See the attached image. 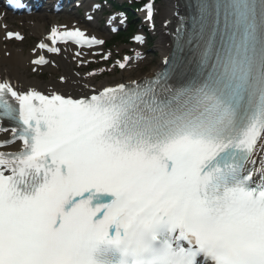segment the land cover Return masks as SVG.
Returning <instances> with one entry per match:
<instances>
[{
  "label": "snow or ice",
  "instance_id": "1",
  "mask_svg": "<svg viewBox=\"0 0 264 264\" xmlns=\"http://www.w3.org/2000/svg\"><path fill=\"white\" fill-rule=\"evenodd\" d=\"M172 35L165 69L91 95L0 78V264H264V0H187Z\"/></svg>",
  "mask_w": 264,
  "mask_h": 264
},
{
  "label": "bare ground",
  "instance_id": "2",
  "mask_svg": "<svg viewBox=\"0 0 264 264\" xmlns=\"http://www.w3.org/2000/svg\"><path fill=\"white\" fill-rule=\"evenodd\" d=\"M171 4L163 9L162 15L164 17H167L168 14L171 11ZM29 30L34 33L36 36H41L44 33V22L43 21H34L33 25H29ZM1 29V26H0ZM2 31L0 30V37L2 36ZM157 48L162 53H165L167 51V48H165V43L163 41H160L157 44ZM30 54H25L23 52V49L16 50L10 45L6 46V49L1 48L0 44V76H10L12 79L16 80L17 83H20L23 87H30V86H39L44 87L48 85H54V87H60V88H67L69 86L70 82H74L76 78L70 73V67L71 63H68L67 60L62 59L60 61L61 66L63 67V70L67 76H71L70 80L67 81L65 84L60 85L58 82H56L53 78L49 80V82L44 83L43 81L39 80L36 76H31L29 74V71L27 69V66L25 65L26 62L29 61ZM52 69V68H51ZM51 69H49L51 71ZM106 84L105 82H102L101 85Z\"/></svg>",
  "mask_w": 264,
  "mask_h": 264
},
{
  "label": "rangeland",
  "instance_id": "3",
  "mask_svg": "<svg viewBox=\"0 0 264 264\" xmlns=\"http://www.w3.org/2000/svg\"><path fill=\"white\" fill-rule=\"evenodd\" d=\"M27 43H28V45H27V47H28V46L32 45V43H33V40H31V39H30V40H28V42H27ZM154 50H156V48H155V47H154ZM153 54H155V53H153ZM156 58H157V56H155V59H156Z\"/></svg>",
  "mask_w": 264,
  "mask_h": 264
}]
</instances>
